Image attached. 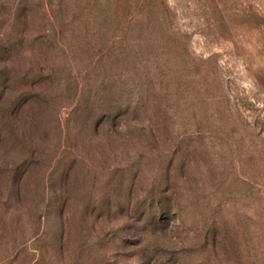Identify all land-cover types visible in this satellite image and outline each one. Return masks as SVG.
Returning <instances> with one entry per match:
<instances>
[{"label": "rangeland", "instance_id": "1", "mask_svg": "<svg viewBox=\"0 0 264 264\" xmlns=\"http://www.w3.org/2000/svg\"><path fill=\"white\" fill-rule=\"evenodd\" d=\"M0 264H264V0H0Z\"/></svg>", "mask_w": 264, "mask_h": 264}]
</instances>
